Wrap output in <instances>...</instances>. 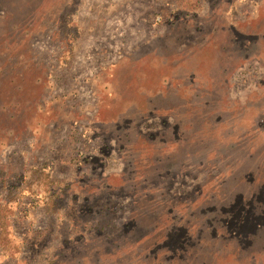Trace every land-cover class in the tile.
Masks as SVG:
<instances>
[{
	"label": "rangeland",
	"instance_id": "obj_1",
	"mask_svg": "<svg viewBox=\"0 0 264 264\" xmlns=\"http://www.w3.org/2000/svg\"><path fill=\"white\" fill-rule=\"evenodd\" d=\"M0 264H264V0H0Z\"/></svg>",
	"mask_w": 264,
	"mask_h": 264
}]
</instances>
